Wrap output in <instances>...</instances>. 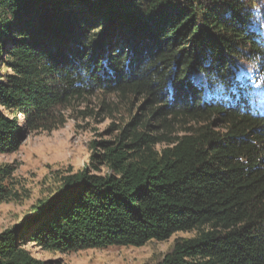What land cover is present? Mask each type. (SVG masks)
I'll use <instances>...</instances> for the list:
<instances>
[{"label": "trees", "instance_id": "obj_1", "mask_svg": "<svg viewBox=\"0 0 264 264\" xmlns=\"http://www.w3.org/2000/svg\"><path fill=\"white\" fill-rule=\"evenodd\" d=\"M105 97L138 114L0 233V264L178 233L152 264H264V0H0V155Z\"/></svg>", "mask_w": 264, "mask_h": 264}, {"label": "rangeland", "instance_id": "obj_2", "mask_svg": "<svg viewBox=\"0 0 264 264\" xmlns=\"http://www.w3.org/2000/svg\"><path fill=\"white\" fill-rule=\"evenodd\" d=\"M255 75L252 66H241L242 78L252 80ZM103 103L110 109L102 108ZM73 108L64 112L66 123L62 129L31 134L19 151L0 155V168L11 171L7 179L11 198L0 205V233L23 223L41 203L55 196L65 177L89 168L91 144L109 139L110 128L128 121L130 109L138 114L134 107L110 97L92 99ZM193 236L178 233L168 241H152L141 248L110 247L75 253L47 252L32 243L26 248L47 264H152L162 260L177 240Z\"/></svg>", "mask_w": 264, "mask_h": 264}]
</instances>
